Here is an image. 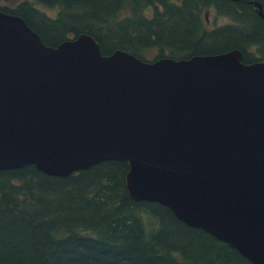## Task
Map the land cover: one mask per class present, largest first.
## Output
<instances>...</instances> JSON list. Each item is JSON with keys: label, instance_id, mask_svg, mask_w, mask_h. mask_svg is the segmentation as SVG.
I'll return each instance as SVG.
<instances>
[{"label": "water", "instance_id": "95a60500", "mask_svg": "<svg viewBox=\"0 0 264 264\" xmlns=\"http://www.w3.org/2000/svg\"><path fill=\"white\" fill-rule=\"evenodd\" d=\"M107 159L128 161L131 197L264 264V60L103 54L85 32L51 45L0 9V170Z\"/></svg>", "mask_w": 264, "mask_h": 264}, {"label": "trees", "instance_id": "16d2710c", "mask_svg": "<svg viewBox=\"0 0 264 264\" xmlns=\"http://www.w3.org/2000/svg\"><path fill=\"white\" fill-rule=\"evenodd\" d=\"M254 1L20 0L0 9L21 15L47 44L85 32L103 54L123 48L155 59L234 48L245 56L253 44L264 52V0H258L263 16ZM38 4L56 7V13ZM210 7L231 20L209 25ZM152 48L157 53L146 56ZM128 169L121 159L65 176L34 164L1 169L0 264H253L168 206L131 197ZM145 216L154 223L147 224Z\"/></svg>", "mask_w": 264, "mask_h": 264}, {"label": "rangeland", "instance_id": "374dc122", "mask_svg": "<svg viewBox=\"0 0 264 264\" xmlns=\"http://www.w3.org/2000/svg\"><path fill=\"white\" fill-rule=\"evenodd\" d=\"M19 1L20 0H0V5L13 6ZM38 6L51 15H54L56 13V9H57L56 7H44L41 4H38ZM207 18H208V24L209 25L223 24V23H227L231 20L230 16H228L226 14H217L213 7H210L208 9ZM156 53H157L156 48L148 49L145 51V55L148 57H152ZM145 221L147 222V224H153L154 223V219L152 217H149V216H145Z\"/></svg>", "mask_w": 264, "mask_h": 264}, {"label": "flooded vegetation", "instance_id": "af4514ba", "mask_svg": "<svg viewBox=\"0 0 264 264\" xmlns=\"http://www.w3.org/2000/svg\"><path fill=\"white\" fill-rule=\"evenodd\" d=\"M245 56H244V53L242 52V59L245 62H252V61H256V60H264V52L262 51V49L260 50V48L257 45H255V44L250 46V48L248 50V53Z\"/></svg>", "mask_w": 264, "mask_h": 264}, {"label": "bare ground", "instance_id": "6f19581e", "mask_svg": "<svg viewBox=\"0 0 264 264\" xmlns=\"http://www.w3.org/2000/svg\"><path fill=\"white\" fill-rule=\"evenodd\" d=\"M261 10H262V5H261Z\"/></svg>", "mask_w": 264, "mask_h": 264}]
</instances>
